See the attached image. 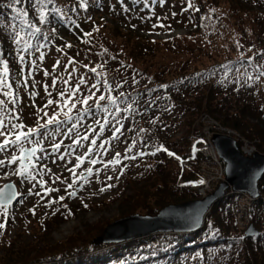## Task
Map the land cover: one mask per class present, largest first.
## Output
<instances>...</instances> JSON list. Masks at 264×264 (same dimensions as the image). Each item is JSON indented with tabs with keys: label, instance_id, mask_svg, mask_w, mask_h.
Wrapping results in <instances>:
<instances>
[{
	"label": "rangeland",
	"instance_id": "1",
	"mask_svg": "<svg viewBox=\"0 0 264 264\" xmlns=\"http://www.w3.org/2000/svg\"><path fill=\"white\" fill-rule=\"evenodd\" d=\"M104 2L105 0H93L95 7L100 10L104 8ZM109 3L112 5L115 0H110ZM157 3H160L157 8L142 10L140 15L136 14L141 22L135 21V29L140 25L139 28L144 29H138V32L153 41L183 37V40H177L180 50L193 45L194 40L203 42L208 48L202 52L210 57L205 58V61L222 53L236 52L240 46L244 47L242 55H254V48L258 45L257 37L264 43V3L259 0H217V4L220 3L217 9L207 11L200 4V8L177 16L172 12L178 11L183 5H187L188 9L192 8L191 3L196 1L157 0ZM227 3H240V14L235 16L231 13V6ZM257 3L263 5L257 6ZM127 11L129 10H124ZM205 18L211 21V28L202 25ZM106 21L111 27L119 25L123 28L122 25L126 22L125 18L117 21L106 18ZM91 41L94 43L96 40ZM219 41L227 42L226 48L216 51L215 43ZM213 48L215 50L211 56L208 49ZM103 52L83 48L82 45L69 49L46 46L31 60L28 71L31 84L28 88L20 87L16 95L24 101L23 108L19 102L15 106L12 92H0V189L14 183L21 195L19 201L9 209L0 206V264L20 262L27 254L39 255L48 245L54 246L67 242L72 237L88 234L92 228L94 231L104 232L111 223L123 218L136 214L150 216L145 211L148 203L159 214L163 208L162 205L155 204L159 198L154 196L151 201L146 198L144 207H140L143 210L135 209V203L143 200L139 190L147 189L151 184L162 185V188L152 189L151 193L155 194L159 190L164 192L163 183L166 182L165 193L170 199L165 203H169L166 207L203 198L198 190L181 178L184 175L187 180L191 176L194 164H188L185 172H182L177 158H172V155L178 150L188 157L189 147L194 141L199 137H208L216 128L218 130L221 123L205 110L188 133L183 124L181 108H172L167 117L164 116L168 124L161 137L152 135L141 118L133 121L134 127L138 125L140 129L135 136L131 132L129 135L122 117H112L101 123L97 119L91 121L94 125L86 126L78 123L79 116V120H72L84 109L99 105L102 100L104 88L88 69H95L96 63L104 61ZM185 54L183 64L186 65L194 64L198 61L197 58H201L197 53H187L186 57ZM263 60L264 55L257 64L262 65L264 71ZM98 71L102 73L101 69ZM254 75L258 76L254 80V87L262 96L264 79L256 70ZM231 82L234 83L235 79ZM148 84L149 82L146 83L147 86ZM235 86L231 90L236 89ZM124 90L129 92L127 88ZM41 99L45 100L42 102L44 108L39 107ZM140 104V107L145 106L143 99ZM22 118L34 129L21 133ZM65 119L68 122L60 124L59 121ZM248 121L251 124L258 122L252 117ZM108 122L113 131L106 136L104 127ZM167 122L164 121V124ZM37 123L38 126H35ZM52 123L55 126L50 128L49 124ZM235 131L264 154L258 147L261 144L259 137L251 140L238 130ZM42 134L43 139L40 141L38 137ZM33 146H38L41 151L35 163L26 171L19 166L21 154L24 148ZM158 161L162 162L160 167ZM154 165H157L156 171ZM157 169L162 170V173H158L160 171ZM214 171L211 168L212 176ZM217 187L211 189L214 191ZM229 192L232 191L227 193ZM233 215L235 220L236 213ZM235 226L239 232L245 233L244 229H239L238 223ZM262 230L264 231V227ZM101 232L88 237L87 244L93 245V241L103 234Z\"/></svg>",
	"mask_w": 264,
	"mask_h": 264
},
{
	"label": "trees",
	"instance_id": "2",
	"mask_svg": "<svg viewBox=\"0 0 264 264\" xmlns=\"http://www.w3.org/2000/svg\"><path fill=\"white\" fill-rule=\"evenodd\" d=\"M17 1L0 0V92H12L15 106L19 102L23 108L24 101L16 95L20 87L28 88L31 84L28 71L31 60L39 51L42 52L46 46L69 49L82 45L83 48L104 51L105 56L102 63H96L97 68L88 69L104 88V93L99 105L84 109L73 117L72 120H77L79 116L78 123L82 126L94 125L91 121L97 119L101 123L112 117H122L128 129L132 127L131 133L135 136L140 129L138 125L134 127L131 121L141 118L152 135L161 137L168 124L164 116L167 117L172 108H181L183 124L188 133L205 110L222 126L238 130L251 140L259 137L261 144L258 147L264 152V87L262 96L254 87V80L258 77L254 75V70L264 79L262 65L257 64L264 55L261 38L257 37L258 45L254 48L258 56L242 55L244 47L240 46L236 52L222 53L205 61V58L210 57L202 52L208 48L203 42L194 40L193 45L180 50L177 40H183V37L153 41L138 32V29H144L139 28L140 25L135 29V21L141 22L137 17L140 12L157 8L160 5L157 0H115L112 5L110 0H105L103 11L95 7L93 0ZM195 1L191 3L193 7L190 10L187 5H183L172 14L177 16L186 11L191 12L194 8H200V4L207 11L217 9L220 5L217 0ZM259 1L264 3V0ZM227 4L235 16L242 11L240 3ZM121 16L126 21L122 25L124 28L119 25L111 27L106 21V18L115 21L124 19ZM202 25L211 28V21L205 18ZM92 39L96 41L93 43ZM226 43H215L216 51L226 48ZM214 50L208 49L211 56ZM187 53H197L201 58H197L194 64H183L184 54L186 57ZM99 64L101 67L98 68ZM232 79H235L234 83ZM233 86L236 89L231 90ZM126 88L129 92L124 90ZM141 99L145 103L144 107H140ZM44 101L41 99L39 107L44 108ZM249 117L258 122L251 124ZM164 121L167 123L164 124ZM21 123L25 127L24 131L34 129L23 118ZM109 125L108 122L104 127L106 136L113 131ZM175 153L180 154L178 150ZM160 164L162 162H159V167ZM156 166L153 167L155 171ZM158 173H162V170ZM163 185L164 192L159 190L155 194L151 193L152 189L162 188V185L151 184L147 189L139 190L143 200L135 203V209L144 207L146 198L151 201L153 196L159 198L155 204L165 208L169 204L165 203L170 199L165 193V181ZM259 188L264 196V176ZM235 198L234 195H228L217 202L206 216L204 227L195 232L156 233L120 244L95 246L87 244L86 240L101 230L94 231L92 228L88 234L72 237L54 246L48 245L39 255L27 254L20 262L7 264H264V201L257 200L250 210L252 225L259 235L248 237L235 226ZM155 210L150 203L145 207L150 216L158 214Z\"/></svg>",
	"mask_w": 264,
	"mask_h": 264
},
{
	"label": "water",
	"instance_id": "3",
	"mask_svg": "<svg viewBox=\"0 0 264 264\" xmlns=\"http://www.w3.org/2000/svg\"><path fill=\"white\" fill-rule=\"evenodd\" d=\"M212 143L219 157L225 162L226 180L208 197L182 204L169 205L156 216L136 214L111 223L93 245L120 244L137 240L156 233H191L204 227L206 216L214 205L226 197L231 190L247 193L253 198L261 196L259 183L264 176V154L257 153L252 158L242 155L234 139L223 134H215ZM38 148L25 149L20 167L26 170L34 164ZM29 159L30 163H27ZM19 200L18 189L9 183L0 190V206L7 209ZM245 235L254 237L259 231L251 226Z\"/></svg>",
	"mask_w": 264,
	"mask_h": 264
},
{
	"label": "built area",
	"instance_id": "4",
	"mask_svg": "<svg viewBox=\"0 0 264 264\" xmlns=\"http://www.w3.org/2000/svg\"><path fill=\"white\" fill-rule=\"evenodd\" d=\"M220 133L234 138L239 143V148L241 153L246 157H253L258 153L257 147L250 141L243 138L238 132L232 129L224 128L219 125V128L216 131L209 134L208 137L204 136V139H201L202 145L196 147L197 152L200 153L201 158L194 162V169L191 170V173L195 176V181L192 182L195 190H198L199 193L206 197L209 195L214 186H218L223 181H225V165L218 157L214 146L211 143L213 134ZM210 151V152H208ZM194 158L192 157V160ZM181 164H189L188 161H180ZM211 168H213L214 175L212 176ZM213 187V189H211ZM240 199L238 200V206L236 208V220L240 229H248L250 226L249 211L253 202L255 201L248 194H240ZM264 201V196L261 198Z\"/></svg>",
	"mask_w": 264,
	"mask_h": 264
}]
</instances>
